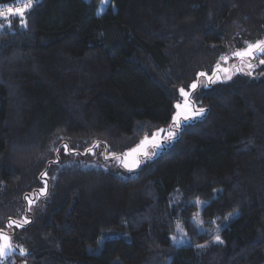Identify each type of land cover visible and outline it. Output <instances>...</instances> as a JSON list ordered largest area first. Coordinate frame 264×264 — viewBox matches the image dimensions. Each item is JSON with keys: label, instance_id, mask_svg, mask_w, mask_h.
<instances>
[{"label": "trees", "instance_id": "1", "mask_svg": "<svg viewBox=\"0 0 264 264\" xmlns=\"http://www.w3.org/2000/svg\"><path fill=\"white\" fill-rule=\"evenodd\" d=\"M100 2L0 19V232L17 251L0 264H264V55L208 82L203 113L133 172L59 156L171 126L181 88L264 35V0Z\"/></svg>", "mask_w": 264, "mask_h": 264}, {"label": "rangeland", "instance_id": "2", "mask_svg": "<svg viewBox=\"0 0 264 264\" xmlns=\"http://www.w3.org/2000/svg\"><path fill=\"white\" fill-rule=\"evenodd\" d=\"M88 1H90V0H88ZM109 1L110 0H101V2L99 3V6H98V12L99 13H102L103 11H105V8L109 5L108 4ZM260 40H264V35L261 38L256 39L254 41H250V40L245 41L241 47H237L236 43L234 44V42H233V44H227L223 49L224 52L222 53L221 57H228V59L222 60L220 57L217 61V64H216L214 70L211 72V74L210 75L205 74V75H203V77H200V80L198 82H195L197 84V87L195 89L191 88V85L193 83L189 85V88H184V90L189 93V95L187 97V101L189 104V112H190L189 119L194 118V117H198L201 115V113H199V111L196 110L198 108H195L196 106H198V98L197 97L199 96V94H201V92L206 90V88L208 87L207 85L209 84L208 82H211V83L212 82H218L219 78H221V77L226 78L228 75L229 76L233 75L234 74L233 69L235 66H236V68H238V70L241 69L242 71H245V69H249V67H248L249 64L253 65V62L255 59L245 58L244 60H241L239 57L234 56L233 53L235 51H239V50L244 49L248 43H255L256 41H260ZM217 65H219V68L217 67ZM251 70H252V68H251ZM209 77H211V80L209 79ZM176 99H177V101H176L175 106H174L175 112H174L173 117L177 114V111H178V109L176 108V105L180 104L182 106L181 110H183V105L185 103L186 98L180 94V90H179V93H178V96ZM173 117H172V123H173ZM182 121H184L183 116L180 117V124L183 123ZM169 128H170V126L162 128L164 131L159 132V134L157 136V141H158L157 144H155V145L148 144L146 146V151L148 152V157H151V156L157 154L160 151V149L163 148V146L165 145V142H167L169 139L167 136V132H168ZM176 128L177 127L173 123L171 125L172 131H174V129H176ZM159 130H156V132H154V133H158ZM152 134L148 135L150 140L152 138ZM139 144H140V142L138 144L134 145L133 148H136ZM133 148H130L126 152L119 155V154H115L112 152L109 153L107 151V149H105L99 145L91 153L88 152V154L86 152H81V154L78 156H76V155L69 156L67 154L68 152L65 151V152H59V156H60V160H61V157L64 158V160L62 161L63 164H65L67 162H71L70 160H73V161L79 160V161H81V163L83 162L86 165H88V164L98 165V166L101 165L102 167H104L105 169L110 170V171H116L118 173H123V172L129 173V172L135 171V169H137L141 165L142 161L146 160V158H147L142 154H138L134 157L136 160L140 161L138 166L132 167V168L124 167V165L122 163V160L124 159V154L128 153ZM112 154H115V156L119 157V159L113 158ZM131 160H132V158L130 157L129 163H131ZM234 216H235V214L229 215V217L226 218V221H229V219L234 217ZM194 219H195V223L200 226V230L203 233H207L210 230V228L208 226L200 225L199 213H196ZM177 235L183 236V232H182L180 227L177 228ZM173 238H175V237H173ZM175 239H174V241H175ZM177 241L179 242L180 245H184L186 243L185 239H183V238H181V239L178 238ZM10 243H11V240H10ZM12 252H17V251L15 250L14 245L11 244V248L6 252V254L3 257H0V262H4L11 255Z\"/></svg>", "mask_w": 264, "mask_h": 264}, {"label": "snow or ice", "instance_id": "3", "mask_svg": "<svg viewBox=\"0 0 264 264\" xmlns=\"http://www.w3.org/2000/svg\"><path fill=\"white\" fill-rule=\"evenodd\" d=\"M32 7V0H16V6L8 5L6 7H0V19L5 20L7 22V26H12V18H19V24L21 27H27V21H26V13L31 9ZM5 25L0 24V28H3ZM234 56L239 57L241 60H244L245 58H253L255 59L258 55H264V40L256 41L255 43H248L247 46L239 51H235L233 53ZM222 60H227L228 57H221ZM260 64H264V59L260 60ZM219 68V65H217ZM249 68L254 67L253 65L249 64ZM251 74L250 72L248 73ZM200 75H205V73H200ZM230 79V77H228ZM211 80V77H209ZM197 87L196 83H193L191 85L192 89H195ZM180 94L184 96L185 103L182 106L180 104L176 105V108L178 109L177 114L173 117V123L176 127L180 126V117L183 116L184 120H188L190 117L189 112V104L187 101V97L189 95L188 92H186L183 88L180 89ZM203 109L199 110V113H203ZM163 129H160L158 133H153L151 140L148 136H145L144 140L140 142V144L136 147L131 149L128 153L124 154V159L122 160V163L124 167L126 168H132L139 165L140 161L136 160L134 157L138 154H142L145 157H148V152L146 151V146L148 144H157V136L159 132H163ZM176 135L174 131H172L171 126L167 132V136L169 139L173 138ZM98 146V145H97ZM65 151H68V146L64 145ZM57 152H59V149H56ZM89 153L92 152V149H87ZM113 158L119 159V157H116L115 154H112ZM132 158L131 163H129V158ZM107 158V157H106ZM42 176H47V173H42ZM45 183V189H46V181ZM45 189L41 190V194L45 193ZM29 201V205L33 203V201L29 197H25ZM31 208H29V211ZM24 223H28V221L25 219ZM17 227H22V224H17ZM10 237L5 236L2 232H0V257H3L6 252L11 248L10 243ZM175 239V238H173ZM215 240L219 243H223V241L220 239L219 236L215 237ZM198 247H205L204 245H198ZM21 254H25V250L23 248L20 249Z\"/></svg>", "mask_w": 264, "mask_h": 264}, {"label": "built area", "instance_id": "4", "mask_svg": "<svg viewBox=\"0 0 264 264\" xmlns=\"http://www.w3.org/2000/svg\"><path fill=\"white\" fill-rule=\"evenodd\" d=\"M35 2V0H32V4ZM8 5H13V6H16V1H13L12 3H9V4H1L0 7H6Z\"/></svg>", "mask_w": 264, "mask_h": 264}, {"label": "water", "instance_id": "5", "mask_svg": "<svg viewBox=\"0 0 264 264\" xmlns=\"http://www.w3.org/2000/svg\"><path fill=\"white\" fill-rule=\"evenodd\" d=\"M13 1H16V0H0V5L1 4H9V3H12Z\"/></svg>", "mask_w": 264, "mask_h": 264}]
</instances>
